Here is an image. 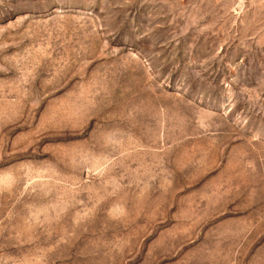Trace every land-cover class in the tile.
I'll list each match as a JSON object with an SVG mask.
<instances>
[{
    "label": "rangeland",
    "instance_id": "374dc122",
    "mask_svg": "<svg viewBox=\"0 0 264 264\" xmlns=\"http://www.w3.org/2000/svg\"><path fill=\"white\" fill-rule=\"evenodd\" d=\"M0 264H264V0H0Z\"/></svg>",
    "mask_w": 264,
    "mask_h": 264
}]
</instances>
